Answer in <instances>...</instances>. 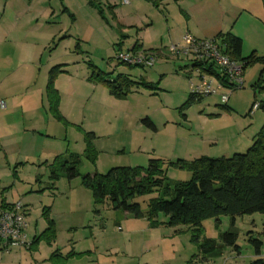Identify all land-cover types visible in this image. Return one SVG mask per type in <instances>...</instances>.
<instances>
[{
	"label": "crops",
	"instance_id": "0c3cea01",
	"mask_svg": "<svg viewBox=\"0 0 264 264\" xmlns=\"http://www.w3.org/2000/svg\"><path fill=\"white\" fill-rule=\"evenodd\" d=\"M9 2L10 0H6L0 5L1 13L8 8ZM23 2V11L18 12L16 17H24L26 12L32 11L35 19L27 21L37 23L40 17L47 20L57 14L51 4L52 0ZM76 2L77 0H58L61 15L67 14L71 21L68 29L76 22L72 12ZM83 5L104 24H89L90 29L88 26L86 32L73 35L64 33L53 47L56 35L51 39H48V36H0V100L6 103L5 109L0 108V209L17 201L23 204L29 223L26 238L30 243L27 247H12L7 251L0 249V264H114L118 257L126 261L127 256H137L133 255V243L140 245L146 254L134 257L137 264H148L147 256L150 251L154 247L162 246L164 237L181 230L180 226L169 227L162 223L166 218L161 214L156 218L158 223L153 224L146 217L135 218L127 212L113 210L106 205L96 206L91 191L82 185L80 176H77L79 180H76L77 177L68 179L63 175L52 178V163L57 156L75 154L86 159V133H93L94 139L98 137L95 127H85L77 123L80 120V110L78 114L75 98L83 93L85 84L81 78L86 79L85 73L82 77L76 76L81 68L85 71V66L81 67L80 61L92 68V74L98 71L108 74L106 78L109 80H115L118 75L133 80V75L121 71L123 69L118 67L112 57L107 62L110 68L107 72L100 70L90 60H78L77 55L82 52L79 40L75 43L72 56L70 49L61 46L65 41H69V36H96L95 39L89 38L87 41L84 39L87 46L90 42L99 47L108 44L115 48V45L117 48L114 50L117 53L153 51L157 53L156 58H162L165 62L172 61L182 72L177 76L185 80V100L182 104L189 98L188 80L180 67L185 60L171 55L169 45L180 41L185 32L197 37H216L219 34L232 33L242 40V56L245 54L246 44L257 51V37L264 40V36L250 34L257 29L256 24L260 25L258 28L264 32V0H129L127 4L122 0H83ZM243 16L246 17L243 18L246 22L240 25L238 21ZM102 36H112L113 39L109 42ZM46 48L49 53L43 62ZM65 51L71 59L58 61V57L66 56L62 54L56 56L57 61H51V55ZM114 63L116 70H120L116 75L115 69H111ZM54 68L56 74L53 88L57 92V112L52 111L47 95L49 76ZM141 68L144 71L148 69ZM133 81L156 85L161 81V76L153 82L144 78L138 69L137 78ZM100 82L105 85L109 97L113 99H126L132 93L118 98L110 94L104 82ZM140 88L151 90L152 94H155L153 90L157 89L140 86L133 92ZM201 100L202 98L195 101ZM179 109L181 110V107ZM181 115L186 117L185 113ZM145 117L152 121L148 114L142 115L140 121ZM71 127L77 131V134H74L73 147L68 137ZM246 142L231 141L221 156L239 152ZM201 143L204 145V140H193L191 145H196L195 147L187 145L184 150L169 151L167 159L164 160L215 157L210 149L202 147ZM150 158L154 157L148 155L147 160ZM86 160L93 169L80 172L81 175L101 172L95 164ZM95 208L99 210L97 213ZM46 215L54 221V231L51 235L43 233L48 227ZM167 229H170L171 234Z\"/></svg>",
	"mask_w": 264,
	"mask_h": 264
},
{
	"label": "rangeland",
	"instance_id": "374dc122",
	"mask_svg": "<svg viewBox=\"0 0 264 264\" xmlns=\"http://www.w3.org/2000/svg\"><path fill=\"white\" fill-rule=\"evenodd\" d=\"M5 1L0 0V5L2 6ZM23 1L10 0L5 12H0V36H48V39H51L52 36L56 35L53 47L60 41L64 33L73 35L78 32H86L88 26L90 29L89 24L93 26H97L96 23L104 24L101 23L96 14L88 11L89 8L83 5V0H77L76 7L72 8L76 22L71 25V29H68L69 22H71L68 15H61L58 0H52L51 3L57 11L56 15L47 18V20L40 17L37 23L27 21L35 19L32 11L26 12L24 17H16L18 12L23 11ZM243 18L246 17L243 16L238 21L240 25L246 22ZM108 19L111 22L110 17ZM255 26L257 29L250 34L252 36H264V32L258 28L260 25L256 24ZM244 28L246 29V26ZM104 29L108 30L107 27ZM94 37L96 36H69V41H65L61 46L67 50L70 49V54L73 56L75 43L79 40L82 52L78 53L80 57L77 55V59L90 60L104 72L109 71L107 62L112 57L114 62L118 63V67L123 69L121 71L133 75V80L137 78L138 69L144 78L153 82H156L161 76V81L156 84L157 89L153 90L155 94H152L151 90L140 88V90L132 91L126 99H113V97H109L105 85L94 78L91 72L92 68H88L87 63L85 65L82 60L80 61L81 67L85 66V71L81 68L77 71L76 76L82 77L85 73L86 79L81 78L85 84L83 93L75 98L78 114L80 110V120L77 123L81 126L97 129L98 137L93 139V145L97 151L95 166L101 172H106L111 166L129 164H140L147 167L148 155L149 157L167 159L169 151L184 150L187 145L195 147L196 145H191L193 140L197 142L204 140V145L201 143V146L209 148L215 157L221 156L225 147L229 146L233 140L247 141L241 146L239 152H245L248 145H251L252 136L258 132L264 122V111L261 107L255 113L250 114V108L254 101L260 104L264 102L262 61L264 58V40L257 37L256 41L258 42L255 44L257 51L252 50V46L248 47L246 44L243 57L253 53L255 59L245 65L244 86L230 94L226 104L228 109H225L217 95L204 96L201 101L182 104L185 100L183 94L185 80L177 76L182 72H180L178 65L172 61H167V63L158 57L154 66L145 71L137 66L128 68L131 65H125L116 59L117 51L114 49L117 47L115 45V48L108 44L99 47L90 42L87 46L84 39L87 41L89 38L95 39ZM102 37L109 42L113 39L112 36ZM49 45H51V41ZM45 51L43 62H45L44 59L47 57L49 49L46 48ZM62 54H66V56L59 58L58 56ZM51 56H53L51 61H57V57L58 61L71 59L67 51L65 53L56 52ZM116 63H114V67H111V69H115L114 75L120 71L116 70ZM184 64L189 63L182 62L180 67L183 69L185 68ZM71 70L73 71V69ZM260 77L262 78L257 86ZM183 113L186 115L185 118L181 115ZM145 114L151 116L156 126L155 131L147 128L140 121V117ZM68 133L73 147L75 145L74 134H77V131L71 127ZM87 169L92 170L93 167L82 157L79 171L85 172ZM166 176L169 180L175 181L187 180L191 174L186 170L168 168ZM76 180H79V177ZM156 195L157 192L153 191L137 198L142 210L146 209L149 199ZM263 222L264 215L260 212L236 216L235 220H232L228 215H221L218 221L215 218H207L202 221L198 242L192 241L193 235L198 234L197 230L180 225L181 230L174 231L173 235L164 237L162 246L154 247L150 251L147 256L148 264H251L257 257L264 259ZM167 232L171 234L170 229H167ZM226 232L234 234L232 244L225 241L224 233ZM254 239L261 242L258 249L253 242ZM208 240L210 242L205 245ZM133 245L135 250L133 255L137 256H127L126 261L118 257L114 264H137L134 257H140L142 253L144 256L146 255L140 245L135 243Z\"/></svg>",
	"mask_w": 264,
	"mask_h": 264
},
{
	"label": "trees",
	"instance_id": "16d2710c",
	"mask_svg": "<svg viewBox=\"0 0 264 264\" xmlns=\"http://www.w3.org/2000/svg\"><path fill=\"white\" fill-rule=\"evenodd\" d=\"M216 37L227 44L226 51L232 58L243 61L245 65L255 59L253 53L246 57L241 55L240 37L232 33L219 34ZM262 61L264 72V58ZM55 74L54 68L49 76L47 95L52 111L57 112V92L53 88ZM93 75L107 85L110 94L118 98L140 86L157 88L155 84L136 82L124 75H118L115 80L107 79L108 74L98 71H94ZM200 99H194L189 94L186 102ZM260 107L264 111V102ZM223 108L228 109L226 104ZM141 122L151 130H156L148 117L141 119ZM94 137L93 133H86L84 157L92 164H95L97 157L92 142ZM81 160V156L75 154L57 156L52 163V178L56 179L60 175L68 179L80 176L82 185L91 191L96 206L106 205L113 210L127 212L135 218L146 217L153 224L158 223L156 218L162 214L166 218L162 223L169 227L184 225L197 230L198 234L192 238L195 242L199 240L202 221L207 218L218 221L221 215H228L235 220L236 216L252 212L264 215V122L246 151L235 152L230 156H200L192 160L150 158L147 167L113 166L104 173L96 171L83 175L79 171ZM168 168L189 171L191 177L187 180H169L166 176ZM153 191L157 195L150 198L146 209L142 210L137 198ZM94 210L96 213L99 211L97 208ZM45 217L48 227L43 233L51 235L54 221L47 215ZM224 239L232 244L234 234L226 232ZM208 242L210 241L205 245ZM253 242L258 249L260 240L254 239ZM251 264H264V259L257 257Z\"/></svg>",
	"mask_w": 264,
	"mask_h": 264
},
{
	"label": "built area",
	"instance_id": "2783aa9c",
	"mask_svg": "<svg viewBox=\"0 0 264 264\" xmlns=\"http://www.w3.org/2000/svg\"><path fill=\"white\" fill-rule=\"evenodd\" d=\"M129 3V0H122ZM227 44L217 37H197L185 32L181 40L169 45V52L175 57H182L189 64L185 65L189 84V94L194 99L217 95L221 103L227 104L230 94L244 86L245 64L232 58L226 51ZM157 53L118 52L116 59L126 65L149 68L153 66ZM260 107L254 101L250 113ZM0 108L6 103L0 100ZM27 212L23 204L17 201L0 209V249L7 251L12 247H27L28 228Z\"/></svg>",
	"mask_w": 264,
	"mask_h": 264
}]
</instances>
